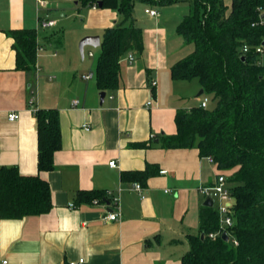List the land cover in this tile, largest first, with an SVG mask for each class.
<instances>
[{
    "label": "crops",
    "instance_id": "crops-1",
    "mask_svg": "<svg viewBox=\"0 0 264 264\" xmlns=\"http://www.w3.org/2000/svg\"><path fill=\"white\" fill-rule=\"evenodd\" d=\"M44 1L39 6L37 0H0V166L38 174L49 184L52 201L43 214L0 218V263L69 264L82 258L81 264H180L189 249L188 236L199 231L206 196L201 188L213 185L220 173L197 148H167L161 141L176 132V112L195 106L181 101L185 85L170 75L171 66L192 50L176 32L189 11L181 4L188 2L162 6V12L144 4V13L145 8L157 11L145 13L148 19L140 18L134 5L143 51L140 57L130 52L132 61L124 55L118 86L104 90L101 101L96 61L79 60V54L82 59L97 56L100 45L96 52L87 46L83 55L63 45L59 34L45 30L55 24L42 27L39 19L52 17L55 10L63 16L64 1ZM119 19L115 10L90 7L80 18L76 42L86 35H99L101 41L102 31ZM20 28L37 32L36 65L30 72L15 68L13 39L7 34ZM51 63L60 65L54 73L48 70ZM36 108H56L59 115L61 147L47 171L37 169ZM10 112L19 117L9 120ZM111 160L115 167L108 165ZM147 164L159 172L146 179L141 198L132 189L138 181L123 173ZM79 191L102 192L105 200L94 204L95 197L84 199ZM112 195L118 198L120 216L104 221L101 216L113 209Z\"/></svg>",
    "mask_w": 264,
    "mask_h": 264
},
{
    "label": "trees",
    "instance_id": "trees-1",
    "mask_svg": "<svg viewBox=\"0 0 264 264\" xmlns=\"http://www.w3.org/2000/svg\"><path fill=\"white\" fill-rule=\"evenodd\" d=\"M82 6L115 10L120 19L101 33L95 82L101 90L118 86L120 61L127 53L143 51L142 29L134 5L166 6L188 2L189 11L176 32L192 50L170 68L171 78H196L209 97L207 107L178 110L176 132L161 136L167 148L198 149L211 155L225 175L233 199L230 240L212 239L219 228L216 207L201 206L199 231L188 236V251L180 264H264V64L255 49L264 50V0H80ZM15 68L33 71L38 48L34 28L12 29ZM248 51L243 52L242 46ZM243 57V58H242ZM37 129V169L53 168V154L61 147L56 108L34 110ZM150 145V144H149ZM146 165L124 176L145 186L159 170ZM84 199L105 200L99 191H79ZM49 184L38 174H21L15 165L0 166V218L19 219L48 212ZM203 234V238H201ZM237 241L234 244L233 240Z\"/></svg>",
    "mask_w": 264,
    "mask_h": 264
},
{
    "label": "built area",
    "instance_id": "built-area-1",
    "mask_svg": "<svg viewBox=\"0 0 264 264\" xmlns=\"http://www.w3.org/2000/svg\"><path fill=\"white\" fill-rule=\"evenodd\" d=\"M45 3L46 2L44 0H37V4L39 6H44ZM144 11H145V13L149 14L150 16H154L157 14V11L155 9H152V8H145ZM39 23L42 27H47V26H51V25L55 24V20L48 16L46 19H44V18L41 20L39 19ZM255 50L257 52L263 51L261 46H257ZM242 51L247 52L248 46L243 45ZM89 55H92V53L89 52ZM127 59L132 61L134 59L133 54L128 53ZM90 77H91V74L85 75V78H90ZM151 84L154 85V81H151ZM32 102H33V98H30L29 103H32ZM76 102H77L76 100H73L72 104H76ZM208 102H209V97L207 95H203L199 104L202 107H207ZM150 104H151V101H147V105H150ZM18 117H19V114L17 112H10L7 114V118L9 120H16ZM83 127L86 129L88 128V126H83ZM205 159L208 162L215 163L214 159L211 155L205 156ZM108 165L115 167L116 166L115 160L109 161ZM132 189L135 190L140 195L141 198L144 197L143 186L139 182H134L132 184ZM201 191L204 195H208V194L213 195V198H214V205L213 206L216 207L218 215H219V228L216 231L210 232L208 234V236L210 238L214 239L217 236H220L222 231H226L228 234L229 240H230L231 235L228 232V228H230V226H232V223H233V219H232L233 199H232V196L230 193L229 186L226 182L225 175L221 174V173L217 174L214 184L211 186L201 188ZM107 193H108V197H109V195H111V192L107 191ZM109 200H110L109 203L113 204V209L107 210L101 216V218L104 221L117 220L120 216V210H119V207L117 205V200H118L117 196L112 195L109 198ZM100 202H101L100 198L95 197L92 199V203H94V204H98ZM69 206L74 207V204L70 203ZM233 242H234V244H237V241L235 239L233 240ZM82 262H83V259L80 258L77 262L71 261V262H69V264H81ZM0 264H7V259H3Z\"/></svg>",
    "mask_w": 264,
    "mask_h": 264
},
{
    "label": "rangeland",
    "instance_id": "rangeland-1",
    "mask_svg": "<svg viewBox=\"0 0 264 264\" xmlns=\"http://www.w3.org/2000/svg\"><path fill=\"white\" fill-rule=\"evenodd\" d=\"M64 1V6H63V11H64V15L63 16H57V17H50L53 18L56 23L55 25L45 29L46 31L49 32H55L57 34L60 35L61 39L63 40V45L67 46V48L71 47L72 45L78 48V43L80 41L77 40L76 42V32L80 29V26L83 23V20H80V18L82 17V14L84 12H88V9L90 7H86V6H82L80 0H63ZM181 6H189L187 3H183L181 4ZM155 9L158 12H162V6H154ZM136 13L140 18H145L148 19V15H146L143 12V8H144V4L141 2H138L136 5ZM178 7H176L175 9H171L168 8L169 10H176ZM181 8V7H179ZM61 11V10H59ZM78 12H81V14H77ZM58 11H52L50 12V14H55ZM46 14V13H44ZM167 14V13H166ZM37 31H43V29L38 26L37 27ZM190 46L192 47V45L190 44ZM97 48H93V51L96 52ZM88 51V47L85 46L84 47V53H86ZM96 57L93 58H88L86 55L84 56V58L82 59L80 54H79V60H84L85 62H87V60H91V62L96 61ZM259 59L260 62L262 64H264V50L260 53L259 55ZM59 65L58 63H56V65H53L52 63L48 66V70L51 71L50 73H54L52 71H55V68H58ZM60 66V65H59ZM182 84L185 85V89L184 91L181 90V92L184 94L183 96H185V98H183L181 101H183L185 103L186 106H193V105H198L200 103V100L202 99V94L197 96L198 91L200 90V87H198V80L196 78H193L191 80H182ZM186 90V92H185Z\"/></svg>",
    "mask_w": 264,
    "mask_h": 264
},
{
    "label": "water",
    "instance_id": "water-1",
    "mask_svg": "<svg viewBox=\"0 0 264 264\" xmlns=\"http://www.w3.org/2000/svg\"><path fill=\"white\" fill-rule=\"evenodd\" d=\"M61 14H62L61 12H57L55 14H52V16L53 17H57V16H59ZM99 45H100V37H99V35H86V36H84V37H82L80 39V41L78 43V48H79V51H80L81 55H83L84 46L98 47ZM202 93H203V89L201 88L199 90V92L197 93V96L201 95ZM104 96H105V92L104 91L100 92L101 101L103 100ZM202 205L203 206H207V207H213V205H214L213 195L212 194L206 195L205 198L202 201ZM201 238H203V234H201ZM221 238L224 241H228L229 240V237H228V234H227L226 231H222Z\"/></svg>",
    "mask_w": 264,
    "mask_h": 264
}]
</instances>
